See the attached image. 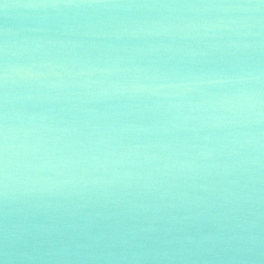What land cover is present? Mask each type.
Here are the masks:
<instances>
[{"label": "water", "instance_id": "95a60500", "mask_svg": "<svg viewBox=\"0 0 264 264\" xmlns=\"http://www.w3.org/2000/svg\"><path fill=\"white\" fill-rule=\"evenodd\" d=\"M0 260L264 264L259 0H0Z\"/></svg>", "mask_w": 264, "mask_h": 264}, {"label": "clouds", "instance_id": "9594fccd", "mask_svg": "<svg viewBox=\"0 0 264 264\" xmlns=\"http://www.w3.org/2000/svg\"><path fill=\"white\" fill-rule=\"evenodd\" d=\"M7 78V70H5V80ZM7 185V175H5V187ZM4 196H5V199H7V191H5L4 193ZM187 239H192L191 237H187ZM0 264H4V261L3 260H0Z\"/></svg>", "mask_w": 264, "mask_h": 264}, {"label": "snow or ice", "instance_id": "6c2138e0", "mask_svg": "<svg viewBox=\"0 0 264 264\" xmlns=\"http://www.w3.org/2000/svg\"><path fill=\"white\" fill-rule=\"evenodd\" d=\"M259 2H260V5L264 6V0H259ZM29 6H31V5H29ZM4 7H7V5L5 4Z\"/></svg>", "mask_w": 264, "mask_h": 264}]
</instances>
